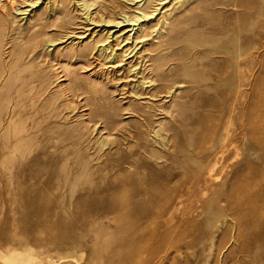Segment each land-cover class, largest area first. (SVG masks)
Listing matches in <instances>:
<instances>
[{
	"label": "bare ground",
	"instance_id": "bare-ground-1",
	"mask_svg": "<svg viewBox=\"0 0 264 264\" xmlns=\"http://www.w3.org/2000/svg\"><path fill=\"white\" fill-rule=\"evenodd\" d=\"M93 1L24 0L31 6L40 3L46 20L33 24L29 40L16 43L18 32L10 40L4 41L3 38L7 29L6 15L9 7L14 6L11 0H0V108L6 110V126L2 127L4 140L0 145L1 164L16 160L15 154L20 151L25 138H33L38 126L33 122L31 130L19 127L27 107L25 101L32 100L36 92L46 90L47 84L44 70H35L33 62L30 64L27 60L37 58L31 51L40 46H45L48 52L50 46L54 49L59 38L54 37L48 28L72 19L68 10L70 4L88 14ZM132 1L136 2V7L126 18L132 22L134 32L131 35L147 40L151 46L143 70L135 72V76L139 74L134 90L136 95L150 92L152 98L160 97L159 102L171 96L170 104L161 107L172 119L177 110L183 113L186 108L184 103H178L181 93V96L194 99L191 91L195 87H220L219 93L209 97L214 105L211 107L215 108L211 110L212 115L199 120L205 131L197 140L191 132L184 133L180 144L176 145L172 143L175 135L171 129L153 118L159 109L156 104L146 101L141 107L128 108L130 117L136 116L135 124L142 139L153 149L156 146L173 148L169 158L179 165V169L174 170L171 166L159 172L152 168L153 180L145 187L142 186L146 181L141 172L130 173L124 169V162H116L113 158L114 163L110 160V164L100 162L97 166H90L92 159L86 157L82 163L86 172L89 175L93 172L98 180L109 185L105 198L99 197L100 185L95 183L96 186L78 196L67 215H63L68 210L64 202L58 201L51 206L36 202L46 226L50 224L48 217L52 211L58 215L55 225L66 230L52 236L51 240L67 246L55 251H37L31 246L9 247L0 251V264H73L78 260L75 248L79 246L72 238L76 219L81 229L97 226L101 233L107 229L105 218L114 227L110 232L114 235L112 238L99 240V244L105 247L106 264H177L175 259L184 251L181 246L183 233L189 228L192 229L189 243L195 264H220L224 249L223 264H229V259L235 257L239 264H264V0H248L237 22L220 26H214L217 13L223 12L220 10L219 13L218 8L232 3V6L240 5L235 3L236 0ZM19 10L21 6H18ZM201 10L202 14L197 17L195 12ZM122 12L127 11L122 9ZM101 41L100 38L94 41V49L100 54L110 48L101 45ZM166 48L169 51H165ZM6 49H9L7 54ZM217 56L224 60L222 70L210 73L207 69L214 68ZM206 59L211 62L206 64ZM252 76L254 84L251 81L252 87L247 86L251 91L255 90V95L247 99L246 80ZM184 82L188 84L185 87ZM30 107H35L33 101H30ZM117 114L114 111L107 117L99 114L103 129L107 131V135L101 134L99 139L104 143L108 138L120 149V138L113 135L114 131L125 128L126 122L116 120ZM88 117H91L90 121L94 119L90 112ZM11 126L14 127L12 133ZM245 154L258 157L261 163L255 164ZM137 156L134 152L128 157L133 159L129 161L131 165L136 163ZM149 156L155 163L167 157L166 153L157 154L152 149ZM242 160L246 167L253 168L254 175L243 178L241 172L235 170L231 175L226 173L222 180H216L227 167L238 168ZM171 171L174 176L170 179L167 175ZM62 178L65 185L76 188L71 185L74 178L71 174L65 172ZM160 178L167 181L157 184ZM146 196L150 197L149 200L143 199ZM168 241L170 244L166 246ZM151 245L162 250H150Z\"/></svg>",
	"mask_w": 264,
	"mask_h": 264
},
{
	"label": "rangeland",
	"instance_id": "rangeland-1",
	"mask_svg": "<svg viewBox=\"0 0 264 264\" xmlns=\"http://www.w3.org/2000/svg\"><path fill=\"white\" fill-rule=\"evenodd\" d=\"M11 2L14 7H9L6 15L7 29L3 36L4 41L12 39L16 32H18V38L15 39L16 43L29 40V34L33 32V24L45 22V15L42 14L44 10H41L40 3L31 6L24 0H11ZM246 2L248 0H236L235 3L240 5L232 6V3V5L229 4L230 6L219 7V13L220 10H223L224 13H217L216 20L218 22L215 21L214 26L237 22ZM18 6H21V10L26 9V11H17ZM135 7L136 2L132 0H94L90 7L91 11L87 14L83 13L78 6L70 4L68 10L72 19L63 25L59 24L48 28L54 37L59 38L56 41V47L53 49L50 46L51 51L49 52L45 50V46L35 47L31 51L37 58L35 61L27 60L30 64L33 62L35 70H44L47 84L46 90L36 92V96L32 100L27 99L25 101L27 107L19 121L20 128H29V130L32 129L33 122L38 124L34 129V137L25 138L20 151L15 154L16 160L14 162L0 163V251H5L13 246L17 248L31 246L37 251L47 249L55 251L67 246L56 244L51 240L52 236H57L66 230L64 228L59 229L55 225L58 215L52 211L48 217L50 224L46 226L43 222L44 216L38 211L36 202L40 201L50 206L58 201L64 202L67 204L68 210L63 215H67L69 210L73 209V204L78 196L85 194L91 187L99 184V197L105 198L108 183L98 180L93 172L89 175L82 165L88 156L92 159L89 163L90 166H97L101 164L100 162L114 163L113 160L116 158V162H124V169L130 173L139 170L141 177L146 181L142 185L145 187H147L148 182L153 180L152 168L159 172L171 166L174 170L179 169V165L174 164L169 158L174 152L173 148L156 146L153 149L151 144H147L142 139L143 137L139 135L140 129L135 124L136 116L130 117L128 108L141 107L142 102L146 101H152V104H156L159 109L155 111L157 114L153 118L164 122L165 126L171 129L170 132L173 133V136L175 135L172 143L176 145L180 144L184 133L191 132L197 140L205 131L199 120L202 117L209 118L212 115L211 110H215V108L211 107L214 105L210 102L209 97L219 93L220 87L211 89L204 86L195 87L191 91L194 99L181 96L183 94L180 92L178 103H184L186 108L183 113L177 110L176 116L172 119L171 115L163 112L161 107V105L170 104L173 99L171 96L165 97L159 102L160 97L152 98L150 92L140 96L136 95L134 90L139 74L135 76V72L143 70L151 46L148 45L147 40L136 39L131 35L134 32L131 30L130 24L132 22L127 21L126 18ZM122 9L127 12L123 13ZM202 12V10L196 11L195 15L198 17ZM16 15L17 20L15 21ZM29 18L31 19L30 22ZM198 21L200 20L198 19ZM209 29L207 28V30ZM99 38L102 40L101 45L110 46L101 54L99 50L94 49V41ZM14 47H12L13 50ZM8 50L6 49V54ZM165 51H169V49L166 48ZM216 59L214 68L209 67L208 72L216 73L222 70L223 58L217 56ZM210 62V59L205 60L206 64ZM256 72L257 69L254 73ZM246 81L248 82L246 88L249 89L248 99L255 95V90L251 91L247 86H251V83L249 84L251 81H253L252 85L254 84L253 76L251 79L248 77ZM187 85L186 82L183 83L184 87ZM30 101L34 102L35 107L33 109L30 107ZM54 107H58V109L51 110ZM113 108L119 109L115 111ZM113 111L118 113L115 115L116 120L121 119L126 122L125 128L114 131L115 135H113L120 138L121 150L110 140L108 141L107 137L104 143L99 139L101 134L102 136L107 135L99 114L102 113L107 117L108 114L113 115ZM89 112L94 118L91 121L89 120L91 117H88ZM5 117L6 110L0 108L1 131L2 127L6 126ZM9 130L12 133L14 127L11 126ZM2 132H0V145L4 140V131ZM2 134L3 136H1ZM151 149L155 150L157 154L166 153L167 157L161 159L159 163H155L151 158H148ZM134 152L138 156L134 161L136 163L131 165L129 161L133 159L128 157ZM245 156L257 165L261 163V160L254 155L245 154ZM100 157L101 159H99ZM246 166L243 160L238 168L229 166L224 174L216 180H222L226 173L231 175L235 170L240 171V176L243 178L254 175L251 171L253 168L250 167V169ZM65 172L74 177L72 184H70L76 188L71 189L69 184H64L62 175ZM170 173L167 176L171 179L174 173L173 171ZM164 179L160 178L159 181H156L157 184L160 183L161 185L167 181L166 178ZM155 186L159 187V185ZM122 194L126 195L127 192L122 191ZM148 198L150 197L146 196L143 199L149 200ZM158 201L161 199L159 198ZM104 220L107 229L101 231L103 233L101 234L97 226L81 229L79 221L76 219V228L72 232V238L79 243V246L75 248L78 260H74L73 264H106L105 247L99 244V240L100 238L103 241L104 239L108 240V237L112 238L114 235L110 232L114 231V227L106 218ZM191 233V228L183 233L181 246H183L184 251L175 259L177 264H195L189 243ZM169 244L168 241L165 245ZM153 248L162 250L161 247L151 245L150 250ZM225 252L226 249L220 255V264L224 263ZM79 253L83 256H79ZM202 259L205 261V256ZM234 259L230 258L229 264H239V261L237 259L233 261Z\"/></svg>",
	"mask_w": 264,
	"mask_h": 264
}]
</instances>
